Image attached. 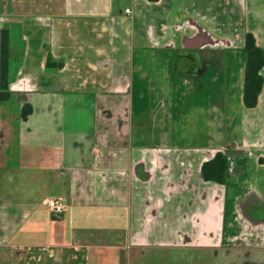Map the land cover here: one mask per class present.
Returning <instances> with one entry per match:
<instances>
[{
  "label": "crops",
  "instance_id": "1",
  "mask_svg": "<svg viewBox=\"0 0 264 264\" xmlns=\"http://www.w3.org/2000/svg\"><path fill=\"white\" fill-rule=\"evenodd\" d=\"M118 3L0 0V30L24 42L0 101V264H142L153 248L224 243L264 250V85L255 107L243 101L245 35L264 49V0ZM188 49L204 61L195 78L174 70ZM48 55L63 66L48 69ZM188 106L207 121L208 143H167ZM218 151L225 184L202 175ZM50 198L66 203L61 216Z\"/></svg>",
  "mask_w": 264,
  "mask_h": 264
},
{
  "label": "rangeland",
  "instance_id": "2",
  "mask_svg": "<svg viewBox=\"0 0 264 264\" xmlns=\"http://www.w3.org/2000/svg\"><path fill=\"white\" fill-rule=\"evenodd\" d=\"M26 0H14L15 3L19 4L24 3ZM45 1V0H43ZM120 6H125L130 4V0H118ZM14 34V33H13ZM18 35H14L13 40L11 44L15 45V52L18 56L16 60L12 63V69H18L20 65V57L21 52L23 50V44L24 42H21V37ZM236 51L235 58L233 57V61H238L239 63L241 59H243L240 56V48L236 47L234 48ZM224 50H221L220 57L215 58L216 64L219 65V68L224 71L226 67L228 66V58L224 57L222 55ZM226 55V54H225ZM231 59V60H232ZM237 75V80H238ZM240 85V84H238ZM226 92H224L225 94ZM237 93V92H236ZM236 95V94H235ZM236 98V97H235ZM227 100V97L222 95V102L225 103ZM242 105V104H241ZM226 106V105H225ZM224 106V108H225ZM224 108L223 111L225 110ZM192 106H188L184 114L181 115V118L178 120V117L176 116L174 120V129L172 130V137L167 138V143L174 144L177 147L182 145V140L184 142L188 139H181L180 137L182 134L188 135L189 137V143L188 144H207L208 138H206V134L209 133L205 132L208 128L207 121H205L203 118L204 116L200 111H193ZM242 109H244L249 115H252L256 113L254 109H246L242 106ZM225 112V111H224ZM224 115V113H223ZM176 126H180L181 132H179V136L177 137L178 131ZM228 127V125H226ZM183 130V131H182ZM195 130V131H194ZM194 131V133H192ZM205 133H203V132ZM192 133V134H191ZM217 135V126L215 125V128L213 129V126L210 129V137H213V134ZM227 134L230 136V132H228V129L226 131ZM232 134V133H231ZM176 136V137H175ZM209 136V135H208ZM243 141H246L245 138H242ZM252 139V138H251ZM251 141L250 136L247 138V142ZM249 144V142H248ZM187 146L186 144H184ZM244 239L250 240V237L248 238V235H243ZM255 244V243H254ZM229 245L224 243L222 247H215V248H191V247H161V248H153V250H150V252L141 258L142 264H264V250L262 249H254L250 251H243L240 248L233 249V247H228Z\"/></svg>",
  "mask_w": 264,
  "mask_h": 264
},
{
  "label": "trees",
  "instance_id": "3",
  "mask_svg": "<svg viewBox=\"0 0 264 264\" xmlns=\"http://www.w3.org/2000/svg\"><path fill=\"white\" fill-rule=\"evenodd\" d=\"M244 49L247 54V61L243 101L246 107L253 108L258 104L259 94L264 85V76L261 72L264 67V49L256 44V39L250 32L245 35ZM12 63L10 31L3 27L0 30V101L8 99L11 95L10 84L18 71V69H12ZM62 66V62H55L51 55H48L46 63L48 69H58ZM31 113L32 106L30 104L24 105L22 117L27 119ZM228 167L229 161L226 153L218 151L213 158L203 163L202 175L207 181L225 184Z\"/></svg>",
  "mask_w": 264,
  "mask_h": 264
},
{
  "label": "flooded vegetation",
  "instance_id": "4",
  "mask_svg": "<svg viewBox=\"0 0 264 264\" xmlns=\"http://www.w3.org/2000/svg\"><path fill=\"white\" fill-rule=\"evenodd\" d=\"M204 66L201 51L197 49H188L181 51L174 58V70L177 72L197 77Z\"/></svg>",
  "mask_w": 264,
  "mask_h": 264
},
{
  "label": "built area",
  "instance_id": "5",
  "mask_svg": "<svg viewBox=\"0 0 264 264\" xmlns=\"http://www.w3.org/2000/svg\"><path fill=\"white\" fill-rule=\"evenodd\" d=\"M126 12L130 13L131 10L129 8H127ZM46 203H47L50 211L52 212V214L55 215L56 217L61 216L67 207L66 203L63 200L56 199V198L47 199Z\"/></svg>",
  "mask_w": 264,
  "mask_h": 264
}]
</instances>
